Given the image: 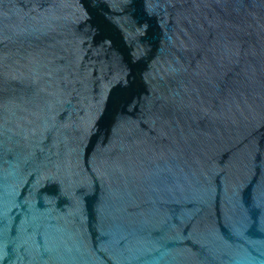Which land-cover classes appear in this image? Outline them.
I'll return each instance as SVG.
<instances>
[{"label":"water","instance_id":"1","mask_svg":"<svg viewBox=\"0 0 264 264\" xmlns=\"http://www.w3.org/2000/svg\"><path fill=\"white\" fill-rule=\"evenodd\" d=\"M0 264H264V0H0Z\"/></svg>","mask_w":264,"mask_h":264}]
</instances>
